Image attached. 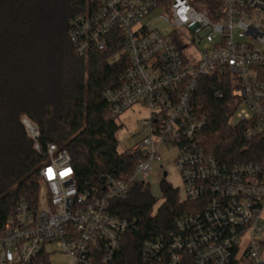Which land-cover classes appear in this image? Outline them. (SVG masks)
Returning <instances> with one entry per match:
<instances>
[{
	"label": "built area",
	"instance_id": "obj_1",
	"mask_svg": "<svg viewBox=\"0 0 264 264\" xmlns=\"http://www.w3.org/2000/svg\"><path fill=\"white\" fill-rule=\"evenodd\" d=\"M222 1L215 20L189 0H98L96 9L73 18L69 33L78 54L107 52L115 42L120 50L112 60L129 59L104 96L116 117L137 104L148 109L128 150L141 158L131 174L109 175L104 188L83 187L68 150L43 146L39 127L25 117L45 159L37 203L20 199L4 220L0 264H51L50 245L73 264H113L130 223L112 212L111 201L136 181L150 188L155 170L165 178L156 165L164 143L178 148L174 160L196 210L145 241L146 262L264 264V159L228 164L208 151L200 139L207 118L193 105L200 78L217 75L231 90L232 122L243 138L264 140V0ZM161 5L171 17L160 18L173 30L143 21ZM197 42L203 44L191 64L184 51Z\"/></svg>",
	"mask_w": 264,
	"mask_h": 264
},
{
	"label": "trees",
	"instance_id": "obj_2",
	"mask_svg": "<svg viewBox=\"0 0 264 264\" xmlns=\"http://www.w3.org/2000/svg\"><path fill=\"white\" fill-rule=\"evenodd\" d=\"M216 17L222 0H189ZM98 0H0V233L7 215L26 198L37 203L45 159L34 147L23 122L40 130V143H56L72 156L83 187L104 188L109 175H129L140 156L119 152L120 128L104 92L126 71V58L114 61L115 42L107 52L80 55L70 39L73 18L96 9ZM217 75H204L193 95L194 109L207 124L202 145L228 164L262 161L264 140L247 141L232 122L231 90ZM224 92L222 97L217 90ZM164 202L136 181L125 197L111 201L114 214L130 223L113 264H148L145 241L167 232L196 204L179 198L178 189L161 182ZM186 264L191 263V259Z\"/></svg>",
	"mask_w": 264,
	"mask_h": 264
},
{
	"label": "rangeland",
	"instance_id": "obj_3",
	"mask_svg": "<svg viewBox=\"0 0 264 264\" xmlns=\"http://www.w3.org/2000/svg\"><path fill=\"white\" fill-rule=\"evenodd\" d=\"M161 15H167L171 17V13L166 9V7L161 5L143 21L150 22V24L154 27L173 30L172 26L166 24L165 21L160 18ZM209 17L212 20L216 19L215 16L212 17L209 15ZM190 37L192 38L194 35L191 33ZM202 44V42H197L196 45L192 44L189 49L184 51V54L189 56V59H192L190 61L191 64L195 63L199 58L198 46L201 48ZM148 115L149 112L146 106L144 104H137L132 108L127 109L116 118L120 125V128L116 134L118 144L117 149L119 152L129 150L138 142V139L141 137V123L148 117ZM177 152V146H168L164 143L159 149L161 158L157 160L156 165L157 167L163 168V172H167V176L164 178L165 181L174 188L178 189L179 198L181 200H185L187 198V191L184 180L174 160ZM161 182L162 180L158 174V170H155L149 180V186L157 198L152 213H155L165 200ZM48 250L52 252L50 255L51 264H73L70 255L61 252L55 245H50Z\"/></svg>",
	"mask_w": 264,
	"mask_h": 264
},
{
	"label": "water",
	"instance_id": "obj_4",
	"mask_svg": "<svg viewBox=\"0 0 264 264\" xmlns=\"http://www.w3.org/2000/svg\"><path fill=\"white\" fill-rule=\"evenodd\" d=\"M167 176V172H164V177H166Z\"/></svg>",
	"mask_w": 264,
	"mask_h": 264
}]
</instances>
